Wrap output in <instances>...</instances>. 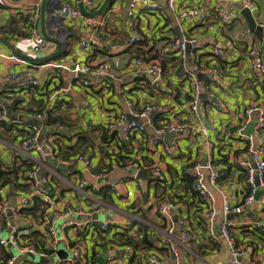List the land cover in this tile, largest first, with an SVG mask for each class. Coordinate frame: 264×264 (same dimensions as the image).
<instances>
[{"label": "crops", "instance_id": "0c3cea01", "mask_svg": "<svg viewBox=\"0 0 264 264\" xmlns=\"http://www.w3.org/2000/svg\"><path fill=\"white\" fill-rule=\"evenodd\" d=\"M43 1L0 0V101L9 107L12 119L14 114H20L22 119L19 124L0 122V160L8 167L24 160L26 155L20 148V143L26 133L38 131L32 123L37 122V113L45 115L44 120L38 121L43 126L46 123L51 126L63 124L56 141L58 154L62 157L55 158L63 166L59 167L46 158L42 159L37 151L33 153L35 162L45 173L51 174L48 188L54 203L50 209V218L54 220L58 230L59 246L63 244L71 251L72 247L85 245L87 255L94 257L92 264H101L99 259L102 264H110L109 258H114V264H146L148 255L131 256L125 251L126 235L122 238L121 235H135L137 242L145 236L152 243L163 238L165 223L157 212L158 200L162 196L179 198L181 205L174 214L175 218L186 216L191 221L194 206L183 197L189 185L182 178V171L188 163L203 161L210 155L216 161L222 160L223 166L227 164L229 167L228 178L221 179L220 185L228 192L235 206L231 219L235 224L233 229L236 237L240 242L249 240L256 244L254 257H244V263L263 264L264 238L248 228L252 227L249 223L254 219L261 218L264 222V215L259 210L258 202L245 209L237 206L245 188L239 163L250 158L249 139L239 136L237 131L244 121V110L247 107L264 108V80L251 68L256 58L264 59V33L250 30L247 18L237 8L241 6L240 1L178 0L177 9L198 5L208 12L207 20L198 22L171 11L167 6L168 0H156L162 7L160 11L137 12L138 31L143 40L132 47L128 43V3L109 0L100 14L92 15L98 20L103 19L109 29L105 48L96 56L108 59L120 57L123 62L120 78L110 80L102 76L86 75L88 84L81 83L73 72L55 70L44 65L52 60L73 62L81 58L79 41L90 34V29L78 18L59 11L62 4L80 9V0H46L45 5ZM104 1L98 0V7L88 11L96 12ZM255 1L257 9L253 13L254 18L264 27V0ZM217 4L237 10L240 14L230 24H223L213 12V7ZM35 12L40 14L38 27L48 41V47L43 56L40 53L32 57L28 55V51L33 49L30 31L32 14ZM195 33L203 36V45L198 53L188 54L183 64L189 71L198 74L202 81L203 93L206 95L202 101L208 106L203 124L213 127L209 138L198 130L194 116L182 105L188 100L190 87L186 81L179 79L177 73L183 68L180 65L181 59L176 58V52L169 48V42L174 38ZM51 38L57 41L54 42ZM218 45L226 52L221 58L213 54L214 47ZM3 54H17L28 60L30 65L2 56ZM134 55L144 56L150 61L161 60L165 69L164 79L153 84L145 71L133 72L127 69V63ZM28 68L37 79L38 85L35 87L20 88L16 81L8 77L10 72L25 74ZM212 68L214 75L219 78L218 83L209 81V70ZM56 87L67 89L60 92L48 106L46 95ZM131 97L138 98L140 102H157L162 107L161 111L169 114L172 120L192 126L180 141V153L169 156L161 146L153 152L149 143L154 135L151 130L143 135H135L129 141L123 138L120 131L113 139H109L104 128L108 116L123 110L126 99ZM74 104L81 105L80 112H74ZM48 117L55 121L47 122ZM162 120L163 117H160L158 121L163 123ZM172 138L173 135L167 138L165 136L164 139L171 142ZM253 141L254 145L259 142L258 138ZM79 154L89 157L93 169L104 172L105 176L97 180L91 179L84 164L77 158ZM129 161H139L149 166L159 164L165 176L162 180H154L152 171L148 168L145 170L148 177L140 178V184L134 177L133 170L127 166ZM84 179L90 184L82 187L81 181ZM14 182V185H9L11 192H5L4 195L11 205L15 203L18 193L31 189V185L23 177ZM112 183L115 185L112 186ZM215 199L219 207L222 201L219 192L215 193ZM100 207L102 209L96 213L97 218L112 221V226L107 231L102 230L98 224L88 223V212L95 213ZM220 220L221 217L216 218L217 225ZM123 221L131 222L129 228L121 227L120 223ZM14 223L29 233L40 232L39 240L43 244L50 241L48 226H45L43 220L25 217ZM193 229L195 238L187 247L180 248L182 264H225L226 260L232 258L222 239L209 241L199 225L194 224ZM176 235L179 237L178 232ZM219 244L220 249H217ZM137 246L142 248L146 246V242ZM167 251L161 250L164 255ZM24 260L26 259L20 258V262Z\"/></svg>", "mask_w": 264, "mask_h": 264}, {"label": "built area", "instance_id": "2783aa9c", "mask_svg": "<svg viewBox=\"0 0 264 264\" xmlns=\"http://www.w3.org/2000/svg\"><path fill=\"white\" fill-rule=\"evenodd\" d=\"M128 3V20L127 27L129 32V46H136L143 40L142 35L138 31V17L137 12L144 10L146 12H158L162 9L160 3L156 0H123ZM178 0H168L167 6L174 13L182 17H190L198 22H204L207 20L208 12L198 5L186 6L177 9ZM242 8H249L253 13L257 9L255 0H239ZM87 10H95L98 7V0H82ZM240 10V9H239ZM59 11L66 13L71 17L81 20L87 28L90 29V34L80 39L79 49L80 57L73 62L66 60H52L44 64L52 67L53 69H61L73 72L76 77L80 78V82L88 84V80L85 79L86 75H97L115 80L120 78V70L122 67V60L120 57H112L108 59L98 58L96 54L101 52L105 48L106 41L109 37V29L106 22L96 19L92 15H87L81 11V9L72 7L66 4H62ZM213 12L218 17L219 21L223 24H230L240 14L239 11L230 9L221 4H217L213 7ZM40 14L35 12L32 14V29L30 31L31 38L33 40V51L36 54L42 53L47 50L48 41L42 36L38 21ZM250 32V30H248ZM203 45V36L199 33L184 34L181 38H174L169 42V48L171 51L176 52V58L181 59L183 68L178 71L177 75L179 79L184 80L190 87V94L188 100L183 102L182 105L191 112L194 116L195 122L198 125V130L201 131L207 138H209L210 130L213 127H208L203 124L204 116L208 112V106L200 98L201 93L204 92L202 81L195 72L189 71L184 66L183 62L188 58V54L194 55L198 53ZM225 50L222 46L218 45L214 47L213 54L221 58L225 56ZM7 58L13 59L18 62L26 63L30 65V62L17 54L2 55ZM33 65V64H31ZM41 65V66H44ZM33 66L39 67L40 65L34 64ZM181 67V66H180ZM179 67V68H180ZM127 69L133 72L145 71L149 76L153 84L159 83L164 79L165 69L161 60H146L144 56L134 55L127 63ZM178 68V69H179ZM251 68L254 72H258L261 79L264 80V59L262 57L256 58ZM209 81L211 83H218L219 78L214 75V69L209 70ZM24 74V73H23ZM22 72H10L8 77L17 82L18 87L27 89L38 85L31 69L28 68L23 75ZM65 87H56L49 94L46 95L47 105L50 106L55 100L57 95L66 90ZM3 104V103H2ZM0 101V122H14L19 124L22 122L20 114H14V120L10 116V109ZM74 112L78 113L81 110L80 104L73 105ZM162 107L157 102L152 100H145L140 102L138 98H127L125 108L117 113H110L105 123V131L109 136V139H113L117 132L120 131L123 138L126 141L132 139L135 135H143L149 130L154 134L149 143L151 144L152 151L155 152L159 146L163 147L164 152L169 156L177 155L181 152V139L186 135L188 130L192 128L191 125L183 123L177 120H172L169 114L163 117L160 123L158 117L160 113H166L161 111ZM258 116L257 123L254 129V133L251 136L245 135L244 131L250 122L253 114ZM37 121L45 119V115L42 112L36 114ZM171 119V120H170ZM157 121V124H156ZM42 127L46 128V132L43 136V144L39 142L40 130L37 132H28L22 138L20 148L26 155L24 159L28 161H35L33 157L34 152L40 153L43 158L47 157V153L56 158L57 150V137L61 133L63 124L57 123L55 125L47 124ZM172 132L173 138L171 142L165 141L167 133ZM237 134L244 136L248 140V152H253L255 166L251 158L242 160L239 163L240 174L243 175L245 188L242 190V197L239 200L237 206L241 209L249 208L255 202H258L260 212L264 215V194L259 200L256 199L260 189L264 188V108L260 106H249L244 110V121L239 127ZM254 138H258V144L254 145ZM47 153L45 152V148ZM256 148V149H254ZM2 150L0 149V156ZM58 158V157H57ZM85 167V171L89 177L93 180L103 178L104 172H96L93 169L92 160L84 155L79 154L77 156ZM222 161V160H221ZM221 161H216L212 156L208 155L203 161L197 160L188 163L182 171V178L189 176L192 179L190 189L183 194V197L194 206L193 218L191 221L186 216H181L175 221V212L181 205L179 198L162 196L158 200L157 212L164 219L165 236L154 243L153 248L143 246L138 248L137 240L134 239L135 235L127 234L126 238L130 241H126L125 251L131 256L148 255L146 264H182V258L180 255V248L187 247L189 242L195 238L194 224H197L202 228L204 234L207 235L209 241H215L216 239H222L223 243L229 248L232 258L225 261V264H245L239 258L242 257H254L256 252V244L253 241L240 242L234 232V221L231 219V214L234 212V204L228 192L223 186L220 185L221 179L228 178L229 167L227 164L223 166ZM127 166L133 170L134 177L138 179V182L142 184L140 178L137 177L140 170L151 169L154 180H162L164 178V172L159 164L148 165L139 161H129ZM42 169L37 162L32 168H25L21 172V175L25 177V180L31 185L30 191L20 192L17 195L15 203L12 205L8 203L7 198L4 196L6 193L11 192L10 186L6 185L1 188V200H0V246H5L9 250L16 247L19 253L34 254L36 257L44 256L48 258V262L32 261L36 264H75L72 257L65 259L59 258L57 254L59 246V236H57V227L54 220L50 218V209L54 203L52 195L50 194L48 185L51 179V174L44 173L39 176V170ZM227 169V170H226ZM259 181V184L257 183ZM90 184L88 180L81 181V186ZM114 186L115 184H111ZM6 192V193H5ZM219 192L221 196V205H216L215 193ZM40 196L45 203V212L43 214V222L45 226H48V236L50 241L47 244L40 245V241L31 236V238H24V235L30 234L28 231L20 227L19 224L12 222L9 212L11 211L12 217L22 219L25 216L21 210L30 207L33 204V198ZM200 208V222H198L197 208ZM102 207L88 212V223L91 225L98 224L99 227L107 231L112 226V221L108 219H99L97 214ZM85 210H82L84 212ZM196 215V216H195ZM95 216V217H94ZM221 217L219 224L216 223V218ZM121 227L129 228L131 222L123 221L120 223ZM249 224L252 227L249 230L259 233L264 238V222L261 218L254 219ZM8 231V237L1 235V232ZM177 232L179 237H177ZM134 239V240H132ZM220 244L217 249H220ZM86 246L79 244L72 247L71 252L81 262V264L94 263V257L87 255ZM161 250H168L164 255ZM163 255H162V254ZM17 259V255H13L7 263H4L0 258L2 264H14ZM110 264H114V258H109ZM19 264H32L30 259L21 261ZM264 264V263H263Z\"/></svg>", "mask_w": 264, "mask_h": 264}, {"label": "trees", "instance_id": "16d2710c", "mask_svg": "<svg viewBox=\"0 0 264 264\" xmlns=\"http://www.w3.org/2000/svg\"><path fill=\"white\" fill-rule=\"evenodd\" d=\"M158 115H159L158 117L166 116V114H164V113H160ZM52 120L48 117L47 122L51 123V122L55 121V120H53V121ZM156 124H157V121H156ZM56 156L58 158L62 157V155H60L58 153L56 154ZM33 165H35V161H28V160L24 159L20 163H17V164L14 163L11 167H8V166H5V164L0 160V190H1V188H3L6 185H10V186L14 185V183H15L14 181H18L22 177L25 178L24 176L20 175L21 172L24 171L25 168H32ZM184 180L189 185V189H190V186L192 183L191 177L185 176ZM18 185L20 186V184H18ZM0 200H1V193H0ZM44 204L45 203L43 202V199L40 196H35L33 198V204L30 207L22 209L21 212L25 216H30V217L36 218L37 220L41 221V220H43V214L45 212V205ZM196 211L198 213V222H200V208L198 207ZM127 234L126 233L122 234L121 238L124 237V235H126V237H127ZM40 235H41L40 232L36 231V232H34V234L30 233L28 235H24V238L29 239V238H31V236H33L34 238L39 240ZM125 240L130 241L129 238H126ZM132 240H134V239H132ZM142 241L144 243L146 242L147 247L153 248L154 243L149 241L148 237L145 236L144 239H142L140 242H137V245L143 244ZM147 241L150 243H147ZM40 245H42L41 241H40ZM0 253H1L0 258L3 260L4 263H7V261L14 255L12 250H9L5 246H0ZM31 263L36 264L35 262H31ZM38 264H40V263H38Z\"/></svg>", "mask_w": 264, "mask_h": 264}, {"label": "water", "instance_id": "95a60500", "mask_svg": "<svg viewBox=\"0 0 264 264\" xmlns=\"http://www.w3.org/2000/svg\"><path fill=\"white\" fill-rule=\"evenodd\" d=\"M108 1H109V0H105V1L102 3L101 7H100L96 12H93V13H90V12L85 8V6H84L82 0L79 1V6H80V9H81V11H82L83 13H85V14H87V15H96V14H100V13L106 8V5L108 4ZM45 3H46V0L43 1V4H44V5H45ZM237 8L240 9L241 13L247 18V21H248V24H249V27H250V30H251V31L257 32V33H259V34L264 33V27L261 26V25H259V24L256 22V20H255V18H254V15H253V12H252L249 8H242L241 6H239V7H237ZM127 20H128V18H127ZM46 37L49 38L48 35H46ZM51 39H52L54 42L57 41L55 38H51ZM57 43H58V42H57ZM59 46H60V48H61V45H59ZM59 51H60V50H59ZM59 51H58V52H59ZM56 70H60V69H56ZM204 96H206V95H205L204 93H201L200 98L202 99ZM5 106H6V105H5ZM6 107H8V106H6ZM257 119H258L257 114H255V115L252 116L250 122L248 123V126L246 127V129H245V131H244L245 135H247V136H251V135H253V133H254V129H255V126H256V123H257ZM32 123H33V124H34V125L40 130L39 142H40L41 144H43L42 140H43V136H44V134H45V132H46V128H45V127H42V124H40L38 121H37V122L35 121V122H32ZM172 135H173V133H172V132H169V133L166 134V138H167V137H171ZM44 148H45V147H44ZM254 149H256V148H254ZM45 152H46V153L48 152L46 148H45ZM250 158H251V160H252V162H253V165L255 166V162H254V154H253V152L251 153ZM46 159H47V160H50V161H52V162H54V164L57 165V166H59V167H60V166H63V164H62L61 162L55 160V158H53V156L50 155V154H48V153H47V157H46ZM44 173H45V172H44V169H40V170H39V176H42ZM137 177H138V178H143V179H145V178L148 177V172H146V171H144V170H140V171L138 172ZM257 183L259 184V181H258V180H257ZM262 194H264V191H263L262 189H260V190H259V193H258L257 196H256V199L259 200L260 197L262 196ZM175 221H177V218L175 219ZM239 259H240L241 261L244 262V257L239 258ZM34 261H40V262H44V263H45V262H48L49 260H48V258H45L44 256H41V257H39V258H38V257H35V258H34ZM98 261H99L101 264L103 263L101 259H99ZM19 263H20V258L17 257V259L15 260L14 264H19Z\"/></svg>", "mask_w": 264, "mask_h": 264}, {"label": "rangeland", "instance_id": "374dc122", "mask_svg": "<svg viewBox=\"0 0 264 264\" xmlns=\"http://www.w3.org/2000/svg\"><path fill=\"white\" fill-rule=\"evenodd\" d=\"M39 54H36L33 51V49H29V51H28V55L32 56V57L38 56ZM44 54L45 53L42 52L41 56H43ZM9 214L11 216L12 222H16L17 220L14 217H12L11 211L9 212ZM1 234L4 237H8V231L1 232ZM11 250L14 253V255H17V257H19V258L30 259V260L34 261V258L36 257V255L30 254V253H28V254L19 253L16 247L11 248ZM57 254H58L59 258H61V259L72 257L75 264H81V262L74 256L73 252H71L70 250H67V248L63 244H60V246L57 250Z\"/></svg>", "mask_w": 264, "mask_h": 264}]
</instances>
